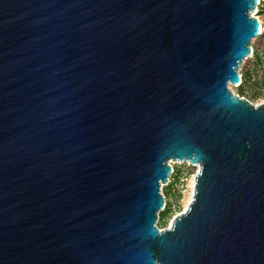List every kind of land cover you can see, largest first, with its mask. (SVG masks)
Masks as SVG:
<instances>
[{
  "label": "water",
  "instance_id": "1",
  "mask_svg": "<svg viewBox=\"0 0 264 264\" xmlns=\"http://www.w3.org/2000/svg\"><path fill=\"white\" fill-rule=\"evenodd\" d=\"M257 2L0 0V264H264Z\"/></svg>",
  "mask_w": 264,
  "mask_h": 264
},
{
  "label": "rangeland",
  "instance_id": "2",
  "mask_svg": "<svg viewBox=\"0 0 264 264\" xmlns=\"http://www.w3.org/2000/svg\"><path fill=\"white\" fill-rule=\"evenodd\" d=\"M248 62L240 66L242 84L240 86L230 85V90L239 97L245 98L253 105L264 103V73L259 80L252 79L253 71H250ZM173 173L168 184L161 185V193L165 198V209L158 214L157 227L165 229L169 227L172 220L183 212L185 199L189 192L191 179L196 175L198 167L189 163H171Z\"/></svg>",
  "mask_w": 264,
  "mask_h": 264
},
{
  "label": "built area",
  "instance_id": "3",
  "mask_svg": "<svg viewBox=\"0 0 264 264\" xmlns=\"http://www.w3.org/2000/svg\"><path fill=\"white\" fill-rule=\"evenodd\" d=\"M252 16L256 18L259 23V32L256 35V37L252 39L251 52L249 56L244 59L243 62H248L250 71L251 72L253 71L252 79L259 80L261 75L264 73V0H258L256 6L254 7ZM241 84H242V75L240 74V82L235 86H240ZM172 173L173 170L171 172V175ZM169 182H170V178L166 184H168Z\"/></svg>",
  "mask_w": 264,
  "mask_h": 264
},
{
  "label": "bare ground",
  "instance_id": "4",
  "mask_svg": "<svg viewBox=\"0 0 264 264\" xmlns=\"http://www.w3.org/2000/svg\"><path fill=\"white\" fill-rule=\"evenodd\" d=\"M171 163H179V162H173L171 161ZM196 167H198L197 165H195ZM195 177V176H194ZM192 178L189 184V192L187 194V197L185 199V204H184V209L186 210L189 206V204L191 203L192 199H193V193H194V186H195V178Z\"/></svg>",
  "mask_w": 264,
  "mask_h": 264
}]
</instances>
